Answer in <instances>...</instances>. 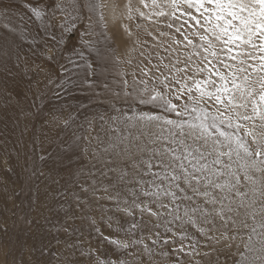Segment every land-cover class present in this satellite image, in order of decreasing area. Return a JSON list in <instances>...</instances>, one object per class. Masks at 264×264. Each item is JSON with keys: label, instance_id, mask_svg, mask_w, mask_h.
Here are the masks:
<instances>
[{"label": "snow or ice", "instance_id": "6c2138e0", "mask_svg": "<svg viewBox=\"0 0 264 264\" xmlns=\"http://www.w3.org/2000/svg\"><path fill=\"white\" fill-rule=\"evenodd\" d=\"M17 76L88 103L50 109L28 157L69 240L12 264H264V0H0L5 96Z\"/></svg>", "mask_w": 264, "mask_h": 264}, {"label": "rangeland", "instance_id": "374dc122", "mask_svg": "<svg viewBox=\"0 0 264 264\" xmlns=\"http://www.w3.org/2000/svg\"><path fill=\"white\" fill-rule=\"evenodd\" d=\"M78 40L79 32L69 41V47L76 44ZM27 83V79L22 76H17L14 80L10 79L7 84L9 93L7 96L4 95L3 87L0 86V189L5 185L8 189L7 192L0 190V227L6 225L8 229L7 232L0 231V264H12L13 260L20 258L21 251L25 248L39 249L42 246H48L56 251L58 247H63L64 241L69 240L62 231L52 230L54 224L63 223L64 214L62 211H56L57 203L52 199L58 185L52 184L44 177L39 180L34 177L29 178L28 170L33 160L39 155L41 147L48 148L45 135L47 134L50 138L56 135V130L44 123L49 110L59 109L63 105L65 106L63 113L67 115L79 104H87L88 101L76 93L72 97L60 99H56L49 93L43 97V104H41V101L33 95L35 89L30 92ZM97 111L104 110L93 107L87 112H82L78 123L82 122L85 116L93 117ZM24 113H31V115L26 117ZM72 131L73 129H68L65 133L61 130V137L69 138ZM5 137H7V144H5ZM29 156L33 157V160H29ZM87 162L86 157L83 163L87 164ZM50 167V163L43 165L45 172ZM8 168L11 169L10 172L6 171ZM61 176L60 184L62 185L68 179L67 171H61ZM37 198L40 205L39 214L32 210ZM45 207L51 208L52 211H45ZM27 215L34 218L32 225L24 223L21 219ZM96 215L99 227L108 234L110 230L106 228L104 221L99 219L100 214ZM76 224L80 225L81 222L76 221ZM82 230L85 235L81 239L95 245L94 234H89L86 228ZM75 239V236L71 237L72 241ZM57 240L61 241L59 246ZM6 252L8 255H5ZM27 255L28 253L25 252L24 264H27ZM37 258H39V251L33 255V259ZM44 259L47 260L50 257Z\"/></svg>", "mask_w": 264, "mask_h": 264}]
</instances>
